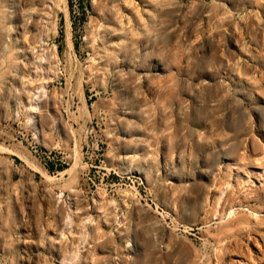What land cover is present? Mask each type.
<instances>
[{"label":"rangeland","instance_id":"1","mask_svg":"<svg viewBox=\"0 0 264 264\" xmlns=\"http://www.w3.org/2000/svg\"><path fill=\"white\" fill-rule=\"evenodd\" d=\"M17 256L264 264V0H0V264Z\"/></svg>","mask_w":264,"mask_h":264},{"label":"crops","instance_id":"2","mask_svg":"<svg viewBox=\"0 0 264 264\" xmlns=\"http://www.w3.org/2000/svg\"><path fill=\"white\" fill-rule=\"evenodd\" d=\"M16 156H17L18 158H20L19 155L16 154ZM14 159H16V158L13 157L12 160H10V162L12 161L10 164H13V163H14ZM42 168H43V167H42ZM57 170H58V168L56 167V165H54V162H53V161L50 162V166H45V171H46V172H54V171H57ZM37 172H39V171H37ZM32 178H33V177H32ZM33 179H34V178H33ZM48 193H49L50 197H52V195H51V194H52L51 191H49ZM49 210H51V209H49ZM17 246H18V245H17ZM10 260H11L12 263H15V264H20V263H21V261H20V259H19L18 256L15 257V261H14V258H11ZM40 260H41V259L36 260L35 262H36V263H39ZM45 262L48 263L49 261H48L47 259H44L43 261H40V263H45Z\"/></svg>","mask_w":264,"mask_h":264},{"label":"built area","instance_id":"3","mask_svg":"<svg viewBox=\"0 0 264 264\" xmlns=\"http://www.w3.org/2000/svg\"><path fill=\"white\" fill-rule=\"evenodd\" d=\"M34 152L36 153V156H38L39 158L42 157L43 154H45L46 152L43 151V149L37 147V145H34ZM52 152H49V154H51ZM49 158V160L53 161V160H59V159H55V156H47ZM63 162V161H62Z\"/></svg>","mask_w":264,"mask_h":264},{"label":"bare ground","instance_id":"4","mask_svg":"<svg viewBox=\"0 0 264 264\" xmlns=\"http://www.w3.org/2000/svg\"><path fill=\"white\" fill-rule=\"evenodd\" d=\"M23 3H24V2H23ZM25 3H26V1H25ZM29 20H30V19H29ZM40 21H41V20H40ZM234 213H235V211H234L233 209H231V210L229 211V217L233 216Z\"/></svg>","mask_w":264,"mask_h":264},{"label":"trees","instance_id":"5","mask_svg":"<svg viewBox=\"0 0 264 264\" xmlns=\"http://www.w3.org/2000/svg\"><path fill=\"white\" fill-rule=\"evenodd\" d=\"M59 169H61V170H62V169H64V167H59Z\"/></svg>","mask_w":264,"mask_h":264}]
</instances>
